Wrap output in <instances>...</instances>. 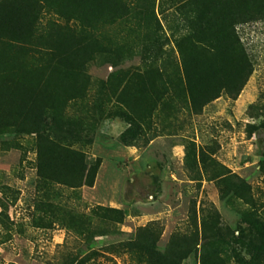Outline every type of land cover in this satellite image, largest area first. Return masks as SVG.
Instances as JSON below:
<instances>
[{
    "label": "rangeland",
    "instance_id": "1",
    "mask_svg": "<svg viewBox=\"0 0 264 264\" xmlns=\"http://www.w3.org/2000/svg\"><path fill=\"white\" fill-rule=\"evenodd\" d=\"M122 3L129 10L126 16L111 25L98 24L93 30L101 47L112 51L96 52L85 63L89 76L86 96L61 107V122L46 116L40 124L41 134L48 139L83 152L90 163L99 159L92 185L72 189L55 184L54 192L47 195L36 185L32 136L0 135V203L4 205L0 212V264H63L66 257H75V264L88 254L91 245L99 248L108 240L124 238V234H115L88 244L84 236L66 230L58 221L68 210L87 212L97 204L123 212L124 221L117 225L123 233L159 226L156 248L160 252L173 233L199 234V216L203 215L210 227L205 241L225 264H236L234 252L247 257L239 239L246 241L254 231L242 222L241 213L264 211V167L259 165L264 164V14L234 25L251 64L235 98L221 91L195 109L176 90L137 124L110 112L112 97L105 102L104 112L93 109L100 96V81L110 73L139 65L143 21L151 19V28H156L155 15L160 25L156 34L167 36L178 13L171 0ZM49 18L63 23L52 13H42L39 26ZM69 23L78 27L74 21ZM115 42L122 46L119 52ZM163 49L176 59L172 43ZM116 53L121 58L116 59ZM165 68L172 73L171 62H166ZM220 172L235 174L247 187L233 192L232 177H214ZM191 206L196 211L193 221L188 219ZM200 252L197 245L180 264H199ZM95 261L124 264L128 259L124 254L100 255Z\"/></svg>",
    "mask_w": 264,
    "mask_h": 264
},
{
    "label": "trees",
    "instance_id": "2",
    "mask_svg": "<svg viewBox=\"0 0 264 264\" xmlns=\"http://www.w3.org/2000/svg\"><path fill=\"white\" fill-rule=\"evenodd\" d=\"M171 2L178 19L170 34H156L160 25L155 15L152 18L156 28H151V19L143 21L145 33L139 38V65L110 73L106 80H101L94 110L104 112L105 102L112 97L113 107L108 110L138 124L176 90L195 109L221 91L235 98L241 90L251 64L234 25L264 14V0ZM42 13H52L62 18L63 23L49 18L41 27ZM128 13L122 0H0V135L32 136L36 185L47 195L54 192L55 184L77 189L93 183L99 159L90 163L83 152L48 139L41 134L40 124L46 116L53 122H61V107L86 96L89 76L85 63L96 52L112 51L101 47L94 28L98 24H114ZM70 20L78 27L70 25ZM168 43L173 44L176 59L163 49ZM120 48L119 45L115 50L119 52ZM115 58H121V54L116 53ZM166 62H171V74L165 70ZM81 107L90 109L86 105ZM109 111L106 113L110 114ZM209 160L220 170H226L217 161ZM259 165L264 167L263 162ZM226 172L214 177H232L233 192L247 187L243 179ZM46 204L51 206L49 202ZM0 207L1 212L4 205L0 203ZM195 214L191 206L188 219L193 221ZM241 214L242 222L254 231V236L246 241L239 239L247 257L234 252L236 264H264V211L258 214L247 209ZM58 218L66 230L84 236L88 244L98 242L101 237L125 235L108 240L99 248L91 245L88 254L75 264H98L97 256L122 254L128 259L124 264H180L197 245L201 250L199 264H225L217 250L205 241L210 227L209 219L203 215L199 216V234L173 233L163 252L156 248L159 226L136 227L123 233L117 225L123 223L124 214L115 207L97 204L87 212L68 210ZM74 258L66 257L63 264H72ZM89 259L92 260L88 262Z\"/></svg>",
    "mask_w": 264,
    "mask_h": 264
}]
</instances>
